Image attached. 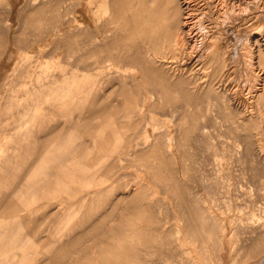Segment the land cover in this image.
<instances>
[{"label":"rangeland","instance_id":"rangeland-1","mask_svg":"<svg viewBox=\"0 0 264 264\" xmlns=\"http://www.w3.org/2000/svg\"><path fill=\"white\" fill-rule=\"evenodd\" d=\"M182 1L0 0V264H264V0Z\"/></svg>","mask_w":264,"mask_h":264},{"label":"bare ground","instance_id":"bare-ground-1","mask_svg":"<svg viewBox=\"0 0 264 264\" xmlns=\"http://www.w3.org/2000/svg\"><path fill=\"white\" fill-rule=\"evenodd\" d=\"M239 1L240 0H223V4H221V5H223V8H221V10H223L224 8V12H223V16L222 17H224L223 18V20L221 19L220 20V23H221V27L222 26H228L229 24H235V26L236 27H240V24H241V21H243L244 20V18L249 14L248 12H250V11H248V10H250L249 8H250V6H254V5H252V2H255V1H253V0H242V2H243V4H246V7L245 8H243V10L242 11H239V13L238 12H235L236 10H237V8L239 7V5L240 4H238L239 3ZM259 1V0H258ZM204 2V1H203ZM218 2V1H217ZM241 2V3H242ZM136 3V2H135ZM182 3L184 4V5H186L185 7H186V9H187V7H189V3H190V1L188 2L187 0H183L182 1ZM196 4V3H195ZM194 4V5H195ZM203 4V3H202ZM255 4H257V3H255ZM197 5V4H196ZM217 5V4H216ZM242 5V4H241ZM262 5V4H261ZM264 5V4H263ZM245 6V5H244ZM206 7V6H205ZM199 8V7H198ZM189 9V8H188ZM220 9V8H219ZM238 9H240V8H238ZM258 11H262V12H264V6L263 7H259L258 8ZM200 13V12H199ZM204 13V12H203ZM251 13V12H250ZM253 13V12H252ZM197 14V13H196ZM201 14H202V12H201ZM188 15H191L192 16V14H189L188 13ZM195 15V14H194ZM200 15V14H199ZM214 15V14H213ZM252 15V14H251ZM190 16V17H191ZM200 17V16H199ZM221 17V16H220ZM186 18H189L188 16H185L184 17V23L183 24H181L182 26H181V28H186V22H185V20H186ZM196 18H198V17H196ZM201 18V17H200ZM213 18V17H212ZM193 19V18H192ZM215 19V18H214ZM195 20V19H194ZM217 20V19H216ZM219 20V19H218ZM255 20V19H254ZM201 21H202V19H201ZM193 22V21H192ZM213 22V21H212ZM203 23V22H202ZM188 24V23H187ZM195 24H196V22H195ZM248 24V23H247ZM193 25V24H192ZM197 25H198V23H197ZM195 26V25H194ZM193 26V27H194ZM199 26V25H198ZM188 27V26H187ZM200 27V26H199ZM198 27V28H199ZM202 27V26H201ZM201 27L199 28V29H201ZM204 27V26H203ZM209 27V26H208ZM233 27V26H232ZM197 27H195V29H196ZM203 29H205V28H203ZM231 29H233V28H231ZM228 30V29H227ZM196 31H198V30H196ZM204 32H202L203 33V35L204 36H207V34H208V37H209V35H210V32H208L206 29L205 30H203ZM234 31V30H233ZM253 31V30H252ZM259 31H261V30H258V32ZM186 32H187V30H186ZM193 32V31H192ZM199 32V31H198ZM189 33V32H188ZM199 33H201V32H199ZM201 33V34H202ZM213 33V32H212ZM229 33H231V32H229ZM255 33H257V32H255L254 31V33H252V34H250V36L248 37V35H246L247 36V38H246V42H248V40L249 39H251V41H253V43L254 44H256L257 45V50H256V57L254 58V59H256V63H257V65H261L262 64V66L264 67V54H262V52L264 51V37L262 38L261 36L260 37H258V35L257 34H255ZM107 34V33H106ZM197 34V33H196ZM201 34H200V36H201ZM259 34V33H258ZM199 35V34H198ZM235 35V34H234ZM191 36H192V34H191ZM197 36V35H196ZM232 36V35H231ZM185 37V36H184ZM194 37V36H193ZM207 37V38H208ZM106 38V37H105ZM188 38V37H187ZM228 38V37H227ZM195 39V38H194ZM197 39V38H196ZM201 39V38H200ZM204 39V38H203ZM203 39H201L202 41H203V44H205V50L207 49V50H212V49H214V45H215V42L213 41V40H211V41H209L208 42V44H206V41H207V39H206V41L205 40H203ZM232 40V39H231ZM245 40V39H244ZM106 41H108V39L106 40ZM189 41H192V39L191 40H189ZM194 41L195 40H193V44H194ZM200 41V40H199ZM176 42V41H175ZM230 42V41H229ZM245 42V41H244ZM243 42V43H244ZM245 42V43H246ZM178 43V42H177ZM238 43V42H237ZM248 43H250V42H248ZM181 44V43H180ZM192 44V43H191ZM200 44H202V43H200ZM224 44H225V42H224ZM251 44V43H250ZM250 44H248V45H250ZM238 45H240V44H238ZM203 46V45H202ZM232 46H233V44H232ZM245 46V45H244ZM190 47H191V45H190ZM198 47V46H197ZM201 47V46H200ZM199 47V48H200ZM242 47V46H241ZM253 47V46H252ZM189 48V47H188ZM198 48V49H199ZM202 48V47H201ZM192 49V48H191ZM190 49V50H191ZM232 49H233V47H232ZM244 49V48H243ZM253 49V48H252ZM255 49V48H254ZM201 50V49H200ZM205 50L203 51V52H205ZM231 50V49H230ZM238 50V49H237ZM194 51V50H193ZM198 51V50H197ZM244 51V50H243ZM245 51H247L246 53H247V55H248V57H245L244 58V61H246L247 62V64H249V66L251 67V65H252V61L251 60H253L252 59V54H254L251 50H246L245 49ZM191 52V51H190ZM202 52V51H201ZM232 52H233V50H232ZM255 52V51H254ZM234 53V52H233ZM204 54H206V53H204ZM235 54V53H234ZM237 54V53H236ZM187 55V54H186ZM195 55V54H194ZM242 55V54H241ZM240 55V56H241ZM244 55H245V53H244ZM246 55V56H247ZM121 56V55H120ZM189 56V55H188ZM239 56V55H238ZM188 58V57H187ZM190 58H191V56H190ZM195 58V57H194ZM197 58V57H196ZM195 58V59H196ZM203 59V58H202ZM230 59V58H229ZM234 59V58H233ZM199 59H197V61H198ZM241 61H242V58L240 59ZM137 61V60H136ZM161 63V62H160ZM245 63V62H244ZM243 63V61H242V65L244 64ZM106 64V63H105ZM233 64V63H232ZM184 65V64H183ZM246 65V64H245ZM245 65H243L244 67H245ZM248 66V65H247ZM246 66V67H247ZM238 67H240V66H238ZM246 67H245V69H246ZM121 69V68H120ZM244 69V68H243ZM248 69V68H247ZM236 70V69H235ZM254 70V69H253ZM237 72V71H236ZM181 73V72H180ZM234 73V72H233ZM244 73V72H243ZM252 73V72H251ZM114 74V73H113ZM122 74L124 75L125 73H123L122 72ZM119 75H120V73H119ZM118 75V76H119ZM249 75V74H248ZM254 75H255V73H254ZM258 75V74H257ZM236 76V75H235ZM243 76H244V74H243ZM245 76H246V74H245ZM47 77V76H46ZM239 77V76H238ZM238 77H237V79H238ZM249 77V76H248ZM250 78V77H249ZM110 79V78H109ZM242 79H244V78H242ZM253 79H254V77H253ZM235 80V79H234ZM117 82V81H116ZM130 82V81H129ZM129 82H128V84H129ZM127 84V83H126ZM127 84V85H128ZM262 85V84H261ZM260 86V85H259ZM261 87V86H260ZM257 88V87H256ZM262 90V89H261ZM253 92H252V98H261V94H260V91L259 90H257V89H255V90H252ZM151 93V92H150Z\"/></svg>","mask_w":264,"mask_h":264}]
</instances>
